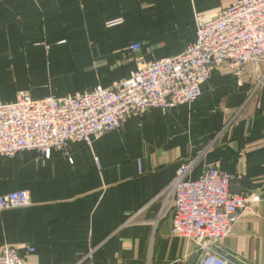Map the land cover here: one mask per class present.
I'll use <instances>...</instances> for the list:
<instances>
[{"label":"crops","instance_id":"0c3cea01","mask_svg":"<svg viewBox=\"0 0 264 264\" xmlns=\"http://www.w3.org/2000/svg\"><path fill=\"white\" fill-rule=\"evenodd\" d=\"M235 1L0 0V104L24 91L40 99L113 88L137 61L185 52L197 40L198 17H216ZM114 20L121 23L108 25ZM262 75L264 62L247 64L243 80L218 68L196 101L129 117L89 144H69L68 155L0 156V194L27 190L31 198L0 210V249L34 247L27 264H194L196 246L175 237L172 214L159 219L162 202H151L211 146L191 179L217 166L237 177L232 193L262 196L243 210L220 252L264 264Z\"/></svg>","mask_w":264,"mask_h":264},{"label":"built area","instance_id":"2783aa9c","mask_svg":"<svg viewBox=\"0 0 264 264\" xmlns=\"http://www.w3.org/2000/svg\"><path fill=\"white\" fill-rule=\"evenodd\" d=\"M119 23L114 20L108 25ZM197 30V40L185 52L152 62L139 60L134 73L113 88L98 86L90 92L40 99L24 91L16 102L0 104V156L13 158L25 150L38 151L45 158L53 150L68 155L69 144H89L123 128L129 117L196 101L218 68L227 67L243 80L247 64L256 67L264 62V0H236L216 17H198ZM130 48L138 51L139 45ZM263 84L264 75L256 87ZM208 149L183 164L151 203L160 200L159 219L172 214V234L196 246L189 254L194 264H241L222 254L220 245L234 232L243 210L259 203L262 196L232 193L237 177L217 166L191 179L196 162ZM30 200L27 190L0 194V210L26 207ZM95 250L82 260L92 258ZM34 252L31 246H4L0 264H27L28 254Z\"/></svg>","mask_w":264,"mask_h":264}]
</instances>
